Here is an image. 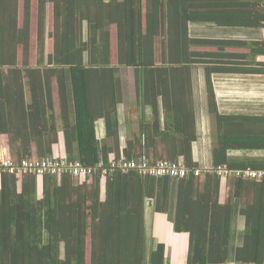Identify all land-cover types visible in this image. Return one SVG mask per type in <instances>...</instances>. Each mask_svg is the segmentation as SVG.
<instances>
[{"label":"trees","instance_id":"16d2710c","mask_svg":"<svg viewBox=\"0 0 264 264\" xmlns=\"http://www.w3.org/2000/svg\"><path fill=\"white\" fill-rule=\"evenodd\" d=\"M33 1L39 10L35 24ZM193 24L215 25L219 36H195ZM262 28L264 0H0V134L9 137L11 158L52 157L61 129L67 158L88 166H108L113 154L150 164L183 159L193 170H264V157L230 154L264 150V108L249 107L234 95L237 90L216 91L214 80L215 74L237 75L246 83L247 74H264L257 60L264 40L232 38ZM196 66L205 68L208 113L214 116L211 165L194 158L200 140ZM121 67L134 69L139 114V127L124 147ZM220 98L249 110L224 112ZM100 119L104 139L96 134ZM52 176L45 175L56 183ZM107 176L103 201L100 173L77 200L63 198L57 186L37 199L18 192L17 177L3 173L0 264H166L165 244L148 249L147 198L156 212L168 214L176 232H189L187 264H264V179L228 177L229 195L221 203L216 172L182 179L120 170ZM249 193L251 202L245 199ZM244 199L245 241L233 254L237 202Z\"/></svg>","mask_w":264,"mask_h":264},{"label":"crops","instance_id":"0c3cea01","mask_svg":"<svg viewBox=\"0 0 264 264\" xmlns=\"http://www.w3.org/2000/svg\"><path fill=\"white\" fill-rule=\"evenodd\" d=\"M24 2L20 1V10H19V20L23 22L24 20ZM38 2L33 1V16L32 21L34 24L38 21ZM48 17L51 19L52 16V6L48 4L47 7ZM22 26V24L20 25ZM114 29L115 26L113 25ZM224 37V36H222ZM229 38V37H224ZM232 38H248L252 40H264V28L262 29H250L247 34L244 35H233ZM258 61L264 63V55H261L257 58ZM116 65V64H115ZM6 67V66H5ZM263 67V66H262ZM127 67H121L122 69ZM248 78L246 83L242 82V80L238 79L237 75H233V81L228 82L225 81L226 77L222 75L218 77V90L220 92L225 90H237V94L239 98H244L249 103L248 106L256 109L255 106H261L264 108V74H247ZM122 78V76H121ZM55 85V84H54ZM123 86V105L121 107L123 125L121 128V142L122 147L126 146L127 139L132 138L133 130H137L139 127L138 112H135L136 109V101L137 95L134 99L133 97L127 96L125 90V84L122 80ZM57 87H53L54 95H55V110L59 111V101L57 98ZM236 98V97H235ZM237 99V98H236ZM27 100L30 102V95H27ZM131 111H134L130 113ZM56 114L58 115V113ZM129 113L132 117V122L128 123L124 121V117ZM59 124L60 121H59ZM60 128V125H59ZM96 134L100 139H104L106 137V123L104 119H100L96 125ZM194 146V158L196 161L199 160V153L197 151V147ZM234 156H251V157H264V150H234L230 153ZM55 157H67L66 152V144L64 132L60 129L59 131V141L58 143L53 145V155ZM204 156V155H203ZM3 157H12L9 137L6 134H0V158ZM113 158V154L111 155ZM203 164L211 165L212 157L211 154L207 157L204 156L201 161ZM99 174V173H98ZM9 175V174H8ZM11 175V174H10ZM97 175V174H95ZM75 177L69 174H64L61 176H52L57 181L56 183L50 182V179H46L45 176L38 177L35 179H24V176H16V181L14 185L17 188L18 192H22L23 189L28 192L31 196L34 195L37 199H42L47 189L52 186L58 187V193L63 196V198H69L70 200H77L81 195V191H87L92 189L93 177ZM100 186H101V199L104 201L106 198V185H107V177L106 175H102L100 173ZM258 181V180H257ZM4 187V182L2 181V175H0V191ZM32 193V194H31ZM229 195V185L228 178H221V191H220V201L224 203ZM247 202L252 201V194L249 193L245 196ZM245 199L244 201L238 200L237 202V211L234 218L233 224V236H232V246H233V254L236 253L238 247L242 246L245 241V232H246V218L240 212L241 208L245 207ZM145 229H146V239L148 244L149 251L159 243L165 244V258L166 264H187L188 261V252H189V244H190V234L189 232H176L174 230V223L169 218L168 214L163 212H156L154 209V200L152 198H147L145 200ZM87 259H90V240L87 241ZM62 252L64 253V243H62Z\"/></svg>","mask_w":264,"mask_h":264},{"label":"built area","instance_id":"2783aa9c","mask_svg":"<svg viewBox=\"0 0 264 264\" xmlns=\"http://www.w3.org/2000/svg\"><path fill=\"white\" fill-rule=\"evenodd\" d=\"M120 170L122 173H138L140 175H150L154 177L169 176L172 178L182 179L190 174L201 176L206 172H216L221 178L237 176L253 180L264 179V170L238 169L231 170L226 166L213 167L205 166L204 168L191 169L186 165L183 159L178 162L162 160L156 164H150L145 158L136 159H115L111 158L109 165L105 166L100 162L96 166L85 165L80 160H70L67 157H31L22 160H15L11 157L0 158V175L8 173L16 176L34 175H56L61 176L69 174L75 177H90L97 173L108 175L111 172Z\"/></svg>","mask_w":264,"mask_h":264},{"label":"rangeland","instance_id":"374dc122","mask_svg":"<svg viewBox=\"0 0 264 264\" xmlns=\"http://www.w3.org/2000/svg\"><path fill=\"white\" fill-rule=\"evenodd\" d=\"M52 22V18H46V38H47V47L46 50L48 51V38H49V24ZM192 34L195 36L201 37H217L218 29L215 25H208V24H193L192 25ZM158 53L160 52V42L158 41L157 44ZM195 96L197 101V107L199 112V128H200V140L197 141L196 147L198 148L197 151L200 154L199 160H203L204 156L210 155V146L212 141V134H211V127L214 116L208 113V106H207V94H206V81H205V68L204 66H196L195 68ZM122 80L125 84V92L127 96L130 98H136V82H135V74L134 69L132 67H127L122 69ZM221 75H214L215 80V88L218 91V78ZM226 77V76H225ZM228 82H232L233 78L231 76L226 77ZM56 86V84L54 85ZM231 101L232 99L229 98ZM230 100L219 99L220 109L224 112H231V113H238L239 111H248L249 108H242L236 105L235 102H231ZM244 109V110H241ZM56 111V110H55ZM57 112V111H56ZM59 111L57 112L59 114ZM249 113V112H243ZM204 155V156H203Z\"/></svg>","mask_w":264,"mask_h":264}]
</instances>
